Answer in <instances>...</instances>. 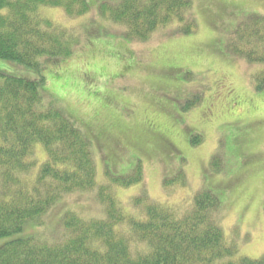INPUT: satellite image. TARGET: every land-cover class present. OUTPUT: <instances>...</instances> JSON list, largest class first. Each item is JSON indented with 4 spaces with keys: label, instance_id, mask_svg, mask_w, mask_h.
I'll return each mask as SVG.
<instances>
[{
    "label": "rangeland",
    "instance_id": "374dc122",
    "mask_svg": "<svg viewBox=\"0 0 264 264\" xmlns=\"http://www.w3.org/2000/svg\"><path fill=\"white\" fill-rule=\"evenodd\" d=\"M118 1L90 0L95 9L75 19L61 8H45L79 37L72 56L57 59V75H47L50 103L85 125L99 182L107 181L108 170L128 176L141 164L142 182L115 187L123 203L144 195L186 206L198 190L210 189L221 200L218 222L227 240L238 244L239 255L261 257L264 90L256 89L255 76L264 63L230 54L225 43L240 22L264 15V0H192V33L177 34L174 23L146 41H128L122 25L102 19L100 5ZM93 24L100 35L91 28L89 38ZM88 39L94 47L85 49ZM0 70L37 75L4 59ZM195 135L201 136L197 144L191 142ZM35 154L41 162L46 158L41 146ZM97 198L93 191L78 192L66 205L83 218L101 216Z\"/></svg>",
    "mask_w": 264,
    "mask_h": 264
},
{
    "label": "trees",
    "instance_id": "16d2710c",
    "mask_svg": "<svg viewBox=\"0 0 264 264\" xmlns=\"http://www.w3.org/2000/svg\"><path fill=\"white\" fill-rule=\"evenodd\" d=\"M108 3L98 8L102 19L122 25L128 41H146L174 23L177 34L196 29L192 0ZM45 8H61L72 19L95 9L90 0H0V59L37 73L28 78L0 70V264H264V254L239 255L238 244L227 240L218 222L221 200L210 189L198 190L186 206L144 195L125 204L115 187L142 182L140 163L132 175L108 170L107 181H98L85 125L49 99L47 75L61 68L58 58L72 56L79 37ZM94 26L87 29L89 38L91 28L100 35ZM86 41L85 49L94 47ZM225 46L230 54L264 63V15L240 22ZM255 80L264 90V70ZM200 141L199 135L191 139ZM85 191L97 193L103 215L83 218L66 205L72 194Z\"/></svg>",
    "mask_w": 264,
    "mask_h": 264
}]
</instances>
